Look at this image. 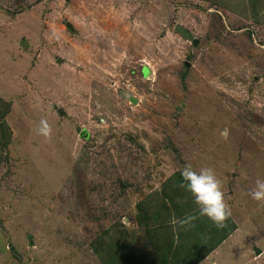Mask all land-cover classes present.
I'll return each instance as SVG.
<instances>
[{"label":"rangeland","instance_id":"1","mask_svg":"<svg viewBox=\"0 0 264 264\" xmlns=\"http://www.w3.org/2000/svg\"><path fill=\"white\" fill-rule=\"evenodd\" d=\"M187 163L234 224L198 264H264V0H0V264H101L107 243L163 264L186 215L222 237L175 184Z\"/></svg>","mask_w":264,"mask_h":264},{"label":"clouds","instance_id":"2","mask_svg":"<svg viewBox=\"0 0 264 264\" xmlns=\"http://www.w3.org/2000/svg\"><path fill=\"white\" fill-rule=\"evenodd\" d=\"M34 131L45 141H50L52 138L53 129L46 119H41ZM180 176L179 187L191 194L199 216L207 217L218 229L225 228L227 220L232 216V210L225 199L223 182L216 176L214 169L205 166L196 170L191 163H187L181 170ZM254 183L255 187L248 195L254 201H264V178H257ZM196 218V215L173 217L171 223L178 228L187 229L193 226L192 221Z\"/></svg>","mask_w":264,"mask_h":264},{"label":"trees","instance_id":"3","mask_svg":"<svg viewBox=\"0 0 264 264\" xmlns=\"http://www.w3.org/2000/svg\"><path fill=\"white\" fill-rule=\"evenodd\" d=\"M3 127V126H2ZM175 184L179 187V184L181 182V176L180 174H176ZM180 188V187H179ZM182 189V188H180ZM140 214L143 216H139V218H145L146 215L143 213V210L139 208ZM208 223L210 224L211 231H221L223 233L222 237H217L215 235H209L208 238L205 237V235L208 234V232L205 231L204 227H201V232L198 234L190 229L185 228H178L175 229L171 227V232L173 235V239H178V244H183V240L189 239L195 243L191 242L190 248H182L185 250V253L182 255L181 253L178 255V252H165L161 255V260L163 264H198L205 256H207L217 245L219 241H221L223 238L226 237V235L234 229V224L231 225V219L229 218L226 222L227 226L223 229H218L215 227L210 220ZM200 222V221H199ZM211 222V223H210ZM205 225V222L203 223ZM190 230V231H188ZM225 230V234H224ZM158 234L154 235V238L159 236L162 232V228H159L157 230ZM153 238V239H154ZM152 239V238H151ZM193 244H195L193 246ZM109 245V246H108ZM200 245V246H199ZM106 250H102L101 252L104 253V255L99 254V258L101 260V264H155L154 260L151 256L145 255L146 253L144 251H134L132 250V247L129 245H126L125 243H115V245L107 243ZM98 249V246L96 247V250ZM198 251H201L198 254ZM99 252V251H98ZM100 252V253H101ZM170 258L168 259L169 255ZM151 257V258H150ZM191 257V260L189 258Z\"/></svg>","mask_w":264,"mask_h":264},{"label":"water","instance_id":"4","mask_svg":"<svg viewBox=\"0 0 264 264\" xmlns=\"http://www.w3.org/2000/svg\"><path fill=\"white\" fill-rule=\"evenodd\" d=\"M175 29H176V31H177L178 33H180L181 35L185 36L186 38H188V39H192V38H193L192 33H191L189 30L184 29L183 27H181V25L176 24V25H175ZM131 100H132L133 102H136L133 98H131ZM254 252H255L256 254H258V253L260 252V250H259L258 248H255V249H254Z\"/></svg>","mask_w":264,"mask_h":264}]
</instances>
